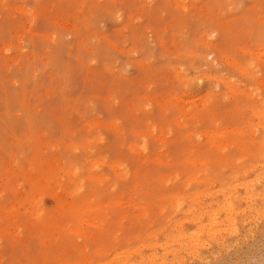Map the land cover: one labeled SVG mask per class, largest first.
<instances>
[{
    "label": "rangeland",
    "instance_id": "obj_1",
    "mask_svg": "<svg viewBox=\"0 0 264 264\" xmlns=\"http://www.w3.org/2000/svg\"><path fill=\"white\" fill-rule=\"evenodd\" d=\"M263 119L264 0H0V264H264Z\"/></svg>",
    "mask_w": 264,
    "mask_h": 264
},
{
    "label": "bare ground",
    "instance_id": "obj_2",
    "mask_svg": "<svg viewBox=\"0 0 264 264\" xmlns=\"http://www.w3.org/2000/svg\"><path fill=\"white\" fill-rule=\"evenodd\" d=\"M231 63V62H230ZM236 64V63H235ZM231 85V84H230ZM229 85V86H230ZM232 87V86H231ZM233 89V88H232ZM235 90V89H234ZM263 121H264V119H263ZM234 129V128H233ZM237 129V128H236ZM242 129H244L243 127H242ZM260 145V144H259ZM258 145V146H259ZM241 148V147H240ZM257 148V147H256ZM189 176H191V175H189ZM260 176V175H259ZM189 178V177H188ZM199 178V177H198ZM261 178V177H260ZM252 179V178H251ZM204 180V178H201L200 177V181H203ZM234 181V180H233ZM245 182H246V180H245ZM241 183V182H240ZM244 183V182H243ZM263 183V182H262ZM244 187H248L247 185L248 184H246V183H244ZM241 186H243V185H241ZM263 186V185H262ZM237 188L236 187V184H233V183H228L227 185H223L222 187H220V189L218 190V191H222V192H226V195H225V199L223 200V201H221L220 202V209H223L224 210V213H225V216L224 217H226V218H223V219H219V216H218V214H219V212H220V210H216V209H211V208H209L207 205H206V207H207V209L205 208V207H203V205H201L202 206V208H200V210H199V207L198 208H196V207H189L188 209H187V213H186V215H187V217H188V219L190 220V221H192L194 224H196L197 225V228H198V231H188V230H185V229H183V228H181V227H178V228H176V230L178 229V231L179 232H175V230H174V234H168L167 233V236L168 237H166L167 238V240L163 243V245H164V247H165V249H166V247H167V245H168V239H178V238H183V237H186V238H188L187 239V241H185L186 243H180L181 245H184L185 246V249H186V251H188L189 253H192V254H194V255H197V256H199V251H198V248H199V246H200V244H199V242L201 241L200 240V235H199V233L200 232H202V231H205V230H207L209 233L210 232H214L215 230L213 229L214 227V225L215 224H223L224 222H226L227 221V223H229L228 222V220L229 221H232L233 220V218L232 217H234L233 215H234V211H233V209H235V208H237V207H234V204H232L231 203V201L232 200H230V198L232 197V195H233V193L234 192H232V190H233V188ZM254 190V189H253ZM200 191H204V190H200ZM212 191V190H211ZM247 191V190H246ZM264 191V190H263ZM209 192V191H208ZM214 192V191H213ZM221 192V193H222ZM248 193V196H250L251 195V192L250 191H247ZM258 193V192H257ZM264 193V192H263ZM178 194H181L180 192H177L176 193V195H178ZM200 194V193H199ZM211 194V193H210ZM223 194V193H222ZM235 194V193H234ZM261 194V193H260ZM259 195V194H258ZM175 195L174 194H168L167 196H165V197H168V198H170V197H174ZM188 197H190V196H188ZM172 199V198H171ZM194 200V199H193ZM68 202V201H67ZM179 202V201H178ZM202 204V203H201ZM180 203H178V204H176V206L177 207H180ZM209 205V204H208ZM205 206V205H204ZM165 207V206H164ZM163 207V208H164ZM239 208V207H238ZM252 208V207H251ZM240 210V209H239ZM204 213H207V216H208V221H209V224H210V226H207V224L206 223H202V217H203V215H204ZM237 213V210H236V212H235V214ZM246 220V219H245ZM208 223V222H207ZM226 223V224H227ZM213 224V225H212ZM233 224V223H232ZM181 226V225H180ZM213 228H212V227ZM223 226V225H222ZM183 227V226H182ZM221 227V226H220ZM222 228V227H221ZM224 229H225V227H223ZM222 228V229H223ZM192 229V228H191ZM218 229V228H217ZM246 229V228H245ZM212 230H214V231H212ZM219 230V229H218ZM247 230V229H246ZM216 232V231H215ZM165 236V235H164ZM186 238H185V240H186ZM205 238V237H204ZM203 238V239H204ZM223 240V239H222ZM232 240V239H231ZM170 241V240H169ZM178 241H180V240H178ZM183 242V241H182ZM219 242V241H218ZM220 242H221V240H220ZM225 242V241H224ZM236 242V241H235ZM146 243H148V242H146ZM153 243V241H151V244ZM155 243V242H154ZM150 244V243H149ZM150 244V245H151ZM138 245H139V243H138ZM137 245V247H131L132 248V250H129L130 249V247L128 248V255L126 256L125 254V256L126 257H124V259L126 260L125 261V264H145V262H147L148 264H165V258L164 257H161L160 258V256H158L157 255V252L156 253H154V252H152V253H154V254H149L148 256L146 255H143L142 254V251H141V249H140V247ZM180 245V246H181ZM169 247V249H170V246H168ZM179 247V246H178ZM163 249V248H162ZM164 249V250H165ZM168 249V250H169ZM174 249H175V247H174ZM167 250V249H166ZM136 251H138V252H136ZM124 252V251H123ZM123 252L121 253V254H123ZM125 252H127V251H125ZM133 252H136V255L138 256V258H133V256H132V253ZM159 252V251H158ZM162 252V251H161ZM217 253V252H216ZM175 254V253H174ZM120 256V255H119ZM174 258V257H173ZM123 259V260H124ZM118 260V259H117ZM119 262V261H118ZM121 262V261H120ZM123 262V264H124V261H122ZM121 262V263H122ZM115 264V263H114Z\"/></svg>",
    "mask_w": 264,
    "mask_h": 264
}]
</instances>
